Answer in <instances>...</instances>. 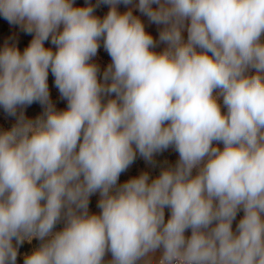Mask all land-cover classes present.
I'll return each instance as SVG.
<instances>
[{"label": "clouds", "instance_id": "1", "mask_svg": "<svg viewBox=\"0 0 264 264\" xmlns=\"http://www.w3.org/2000/svg\"><path fill=\"white\" fill-rule=\"evenodd\" d=\"M74 3L0 0L34 34L22 53L0 50V106L17 117L0 132V264L33 239L23 264H264V0H138L164 26L159 53L140 18L117 10L132 0H98L102 19L98 4ZM34 102L45 111L32 120L22 109ZM169 147L174 166L118 185L137 154L151 163Z\"/></svg>", "mask_w": 264, "mask_h": 264}, {"label": "rangeland", "instance_id": "2", "mask_svg": "<svg viewBox=\"0 0 264 264\" xmlns=\"http://www.w3.org/2000/svg\"><path fill=\"white\" fill-rule=\"evenodd\" d=\"M88 3L92 5H97L98 0H75L74 6L76 7H85ZM138 4V0H132L131 4L125 5L120 3L117 5V10L120 13H124L131 9L133 11V15L140 18L142 23L145 26V31L152 35L153 39L156 41V47L153 49L157 53L162 52L167 45L163 42L159 41V32L164 27L163 25H158L153 23L146 15L141 13L136 5ZM153 8H156L157 5H152ZM110 6L99 3L97 7H95L94 15L99 18H103L109 11ZM34 34L26 33L21 29L19 25L9 24V22L0 15V50L3 49L5 43L14 44L21 53L29 46L31 40L33 39ZM182 37L187 41V31L186 29L182 32ZM46 48H51L53 51L56 50L55 45L51 43V38L45 42ZM92 62L97 64L99 67L98 78L102 79V74L107 66L111 63V57L108 55L106 50L103 47V41H100V47L98 49L97 55L93 57ZM254 71V70H253ZM48 85H49V93H50V100L52 104L55 106L57 111H64L67 109V101L63 99L59 93L58 88L55 86L54 83V76L52 75L51 71H49L48 76ZM215 95V93H214ZM109 97H104V101ZM221 104V108L223 112H226V108L223 107L222 98L218 101ZM18 113L17 115L19 114ZM24 115L28 119L35 120L37 117H40L44 114V106H42L39 102H34L31 105L25 106L22 109ZM17 117L11 116L5 112L2 106H0V132L9 130L15 123ZM218 147L221 149L223 148V144H218ZM179 159L178 152L175 151L173 147H169L167 150L162 151L161 153L155 154L153 157V161L150 163L146 161L142 156L137 154L134 162L128 167V169L120 174L118 185L127 182L128 180L138 177L141 173L147 172L150 176V179H154L159 176L162 169L174 166L177 160ZM195 174V170H194ZM100 193L96 192L92 194L89 198V213L90 214H99L101 209L98 207V202L100 200ZM170 215V210L165 209V217L166 219ZM243 216V211H239L236 217V220L233 222V230L235 231L236 225L239 220ZM64 227V222L61 221L56 225L55 231L62 230ZM186 235H190V230L186 232ZM41 244V241L37 239H33L31 243L25 241L22 245L19 246L18 249V256L16 264H23V260L25 255H29L37 249ZM162 250H157L154 254L153 259L158 258L161 256ZM111 260V253H107L105 256V261Z\"/></svg>", "mask_w": 264, "mask_h": 264}, {"label": "built area", "instance_id": "3", "mask_svg": "<svg viewBox=\"0 0 264 264\" xmlns=\"http://www.w3.org/2000/svg\"><path fill=\"white\" fill-rule=\"evenodd\" d=\"M159 258H160V256H159L158 258H156V259H153V260H154V262L158 261V260H159Z\"/></svg>", "mask_w": 264, "mask_h": 264}]
</instances>
